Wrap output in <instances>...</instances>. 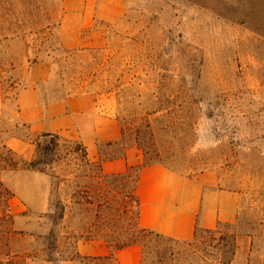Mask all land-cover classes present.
<instances>
[{
    "label": "rangeland",
    "instance_id": "374dc122",
    "mask_svg": "<svg viewBox=\"0 0 264 264\" xmlns=\"http://www.w3.org/2000/svg\"><path fill=\"white\" fill-rule=\"evenodd\" d=\"M84 18L66 42L60 24ZM80 125L89 142L106 128L97 160ZM45 135L59 158L39 172ZM130 149L124 172L98 171ZM154 164L233 193L238 216L188 241L144 237L140 264H232L240 236L262 259L264 0H0V264H116Z\"/></svg>",
    "mask_w": 264,
    "mask_h": 264
},
{
    "label": "crops",
    "instance_id": "0c3cea01",
    "mask_svg": "<svg viewBox=\"0 0 264 264\" xmlns=\"http://www.w3.org/2000/svg\"><path fill=\"white\" fill-rule=\"evenodd\" d=\"M70 27L69 30L65 22L60 24L66 42L73 41L77 35L87 30L90 21L88 18L76 19ZM72 123L71 115L62 112L50 125L60 131L70 128ZM80 126L77 128L80 130V137L84 139L88 157L97 160L98 155L92 146L101 140L98 138L100 132L106 131V128L100 130L96 125L90 126L92 139L96 137L97 140L89 142L84 132L86 126ZM116 136L114 133L112 137L116 139ZM132 159H136V156L131 149L126 150L122 159L102 162L101 169L104 174L122 173L132 165ZM134 193L137 200L138 226L174 241H188L196 230L212 231L219 224H234L238 216V199L233 193L214 190L203 178L181 176L158 164L138 169ZM251 246L250 236L238 237L232 264H264V255L258 263L255 262L256 253L252 251ZM114 257L116 264H140L142 248L131 245L115 251Z\"/></svg>",
    "mask_w": 264,
    "mask_h": 264
},
{
    "label": "trees",
    "instance_id": "16d2710c",
    "mask_svg": "<svg viewBox=\"0 0 264 264\" xmlns=\"http://www.w3.org/2000/svg\"><path fill=\"white\" fill-rule=\"evenodd\" d=\"M58 145H59V143H58L57 137H54L51 135H45L43 137L42 141L37 143L35 158L30 163L29 167L33 170H38L39 172H43V170L41 169L42 167L51 166L55 162V160H57L59 158L58 157V147H59ZM77 151H81L82 159L85 160V162L87 163L88 161L86 159V152H85L83 147L80 148L77 145L73 150L68 151V154L69 155L70 154L75 155L77 153ZM97 169L99 172L101 171L100 164L97 165ZM135 184H136V180L134 182V188H135ZM133 197H134V203L136 205V233H135L136 235H135V239L133 241L125 242V243L117 245L115 247L114 251L122 250V249L129 247L131 245H140L141 240L144 237H150V238H153V239L159 240V241L164 240L167 242L176 243L177 241L163 237V236L158 235L152 231L143 229V228L138 226V224H137V200L135 197V193H133ZM59 218H62V214ZM206 232H211V231H206ZM193 238H195V233L193 235Z\"/></svg>",
    "mask_w": 264,
    "mask_h": 264
}]
</instances>
